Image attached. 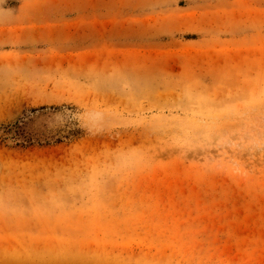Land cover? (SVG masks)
Returning <instances> with one entry per match:
<instances>
[{"label":"rangeland","instance_id":"374dc122","mask_svg":"<svg viewBox=\"0 0 264 264\" xmlns=\"http://www.w3.org/2000/svg\"><path fill=\"white\" fill-rule=\"evenodd\" d=\"M0 264H264V0H0Z\"/></svg>","mask_w":264,"mask_h":264},{"label":"bare ground","instance_id":"6f19581e","mask_svg":"<svg viewBox=\"0 0 264 264\" xmlns=\"http://www.w3.org/2000/svg\"><path fill=\"white\" fill-rule=\"evenodd\" d=\"M58 118H59V117H58ZM49 122H50V121H49ZM36 126H37V129H38V128H42V126L39 127V123H38Z\"/></svg>","mask_w":264,"mask_h":264}]
</instances>
